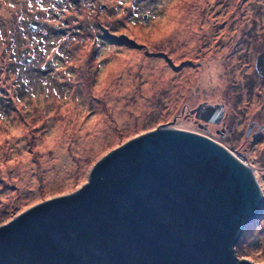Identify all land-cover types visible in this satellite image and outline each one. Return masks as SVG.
<instances>
[{
  "label": "rangeland",
  "instance_id": "obj_1",
  "mask_svg": "<svg viewBox=\"0 0 264 264\" xmlns=\"http://www.w3.org/2000/svg\"><path fill=\"white\" fill-rule=\"evenodd\" d=\"M259 45L264 0H0V227L79 190L107 151L158 124L238 160V116L221 140L189 111L236 98L244 50ZM235 253L264 264V208Z\"/></svg>",
  "mask_w": 264,
  "mask_h": 264
},
{
  "label": "water",
  "instance_id": "obj_2",
  "mask_svg": "<svg viewBox=\"0 0 264 264\" xmlns=\"http://www.w3.org/2000/svg\"><path fill=\"white\" fill-rule=\"evenodd\" d=\"M156 128L1 226L0 264H255L235 253L264 208L248 168L199 133Z\"/></svg>",
  "mask_w": 264,
  "mask_h": 264
},
{
  "label": "flooded vegetation",
  "instance_id": "obj_3",
  "mask_svg": "<svg viewBox=\"0 0 264 264\" xmlns=\"http://www.w3.org/2000/svg\"><path fill=\"white\" fill-rule=\"evenodd\" d=\"M246 50L245 54L248 52ZM251 50L254 52V49ZM244 53L238 96L217 102L202 101L193 106L189 113L200 133L221 140L230 131V121L235 115L238 116L239 145L235 156L248 168L259 186L260 181L264 182V45H259L252 58ZM235 103L236 110L233 108ZM231 155L234 156L233 153Z\"/></svg>",
  "mask_w": 264,
  "mask_h": 264
}]
</instances>
